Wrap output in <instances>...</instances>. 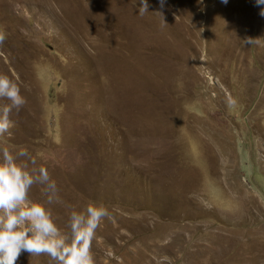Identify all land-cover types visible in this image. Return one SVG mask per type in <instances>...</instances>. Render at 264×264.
<instances>
[{"label":"rangeland","instance_id":"obj_1","mask_svg":"<svg viewBox=\"0 0 264 264\" xmlns=\"http://www.w3.org/2000/svg\"><path fill=\"white\" fill-rule=\"evenodd\" d=\"M148 5L141 17L139 0H0V74L26 99L0 147L48 169L63 204L40 185L30 197L62 230L65 205L107 207L95 264H264V6ZM159 86L171 92L166 128L152 117Z\"/></svg>","mask_w":264,"mask_h":264},{"label":"clouds","instance_id":"obj_2","mask_svg":"<svg viewBox=\"0 0 264 264\" xmlns=\"http://www.w3.org/2000/svg\"><path fill=\"white\" fill-rule=\"evenodd\" d=\"M159 2L163 8L165 0ZM256 4L264 6V0ZM148 11V0H139L138 14L143 17ZM260 15L264 16V7ZM5 40L6 33L0 32V44ZM244 42L250 44L252 39ZM0 100L6 101L0 105V136H4L15 127L11 113L26 103L18 84L6 74H0ZM34 185L43 187L47 204H63L56 181L26 148L13 153L0 147V264H16L24 252L47 256L48 264H95L92 242L101 221L110 217L107 207L95 202L65 205L69 209L65 231L45 203L30 197Z\"/></svg>","mask_w":264,"mask_h":264},{"label":"bare ground","instance_id":"obj_3","mask_svg":"<svg viewBox=\"0 0 264 264\" xmlns=\"http://www.w3.org/2000/svg\"><path fill=\"white\" fill-rule=\"evenodd\" d=\"M84 44L86 46H89L87 43H84ZM172 62H174V61H172ZM189 74H191V73L188 72V73H185V74H182L181 75V79L183 80V83H182V87H181V90L180 91H181V94L182 95H187V94L190 93V89L188 87V82H191L190 79H191V77L193 75L191 74V77H190L189 81H187ZM129 78H130V81L131 82H129L127 84V87L129 88V91L128 92H133V90H134V83H133L134 76L133 75H130ZM197 84H198V82H197ZM160 87L161 86H159L157 88V90L155 91V98H154L155 99V105H153L152 117L159 118L160 124L161 125H164V127L166 128L167 121H166V119L164 117L165 116H168L169 112L173 109V104H171L169 102V99L167 97L168 94L171 93L170 90L166 89V86H164L162 89ZM124 92L127 93L126 90H124ZM177 99L179 100L180 98H177ZM153 123H156V121L153 120ZM162 130H164V128L157 129V132H160ZM157 143L158 142L155 143V145H154L153 148H154V151L156 153H160V152H158ZM153 165H154L153 166V172H154V174L160 175L162 177L163 181H164L165 180V175L167 173V170L164 171L162 169V167L160 166L159 158L158 157H156L154 159V164ZM153 172H151V173H153ZM160 173H162V174H160ZM163 198L166 201V199H165L166 198V195H163ZM167 249H168V246L167 245H161L159 247H155L151 251L154 252L155 254H160V253L166 252ZM161 257H164V255H161ZM38 258H42V257L41 256H38ZM168 258H169V255H166L165 254V258H158L157 257V262H158V264L166 263Z\"/></svg>","mask_w":264,"mask_h":264}]
</instances>
